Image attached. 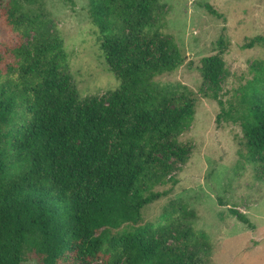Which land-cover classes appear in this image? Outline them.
Wrapping results in <instances>:
<instances>
[{"label": "trees", "instance_id": "16d2710c", "mask_svg": "<svg viewBox=\"0 0 264 264\" xmlns=\"http://www.w3.org/2000/svg\"><path fill=\"white\" fill-rule=\"evenodd\" d=\"M33 5L35 0H26ZM100 50L121 81L118 90L82 99L68 54L49 16L19 0H0V264H211L207 234L185 205L168 208L165 224L145 223L143 210L168 194L193 148L180 136L193 122L194 93L156 78L177 71L185 57L153 33L159 0H87ZM211 14L220 17L205 5ZM29 39V42H25ZM201 60L205 96L218 123L239 125L243 148L264 169V63L224 100L228 44ZM264 47L257 36L243 49ZM264 182V173L259 175ZM230 212L250 229V219ZM182 241L184 248L170 242Z\"/></svg>", "mask_w": 264, "mask_h": 264}, {"label": "rangeland", "instance_id": "374dc122", "mask_svg": "<svg viewBox=\"0 0 264 264\" xmlns=\"http://www.w3.org/2000/svg\"><path fill=\"white\" fill-rule=\"evenodd\" d=\"M25 7L46 13L51 26L60 33L68 54L72 82L82 99L102 97L119 89L121 81L109 71L100 50V34L89 16L87 0H35ZM162 8L154 17L153 33L173 42L185 57L175 72L156 78L177 89L178 95L194 93L197 107L193 122L180 136L182 144L193 148L186 165L174 172L177 185L156 188L168 194L143 210L145 223L155 228L165 224L169 208L182 205L196 213L192 225L207 234L211 244V264H264V182L257 168L248 161L239 125L218 123L219 104L205 96L201 60L218 53L223 38L228 50L223 58L222 98L230 100L259 71L264 63V47L243 49L257 36L264 37V0H159ZM212 6L220 17L211 14ZM15 35L0 31V39ZM25 42H29L26 39ZM247 156V157H246ZM236 209L254 225L250 229L230 212ZM184 248L182 241L170 242ZM25 264H36L29 257Z\"/></svg>", "mask_w": 264, "mask_h": 264}]
</instances>
